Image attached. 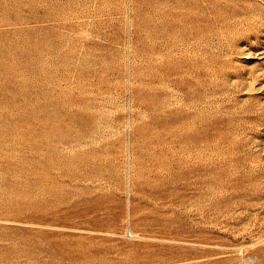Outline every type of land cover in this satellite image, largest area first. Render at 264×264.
<instances>
[{
	"label": "rangeland",
	"instance_id": "1",
	"mask_svg": "<svg viewBox=\"0 0 264 264\" xmlns=\"http://www.w3.org/2000/svg\"><path fill=\"white\" fill-rule=\"evenodd\" d=\"M0 264H264V0H0Z\"/></svg>",
	"mask_w": 264,
	"mask_h": 264
}]
</instances>
